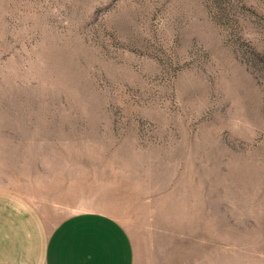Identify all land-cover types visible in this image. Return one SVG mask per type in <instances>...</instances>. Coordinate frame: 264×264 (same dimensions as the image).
<instances>
[{
  "label": "rangeland",
  "instance_id": "rangeland-1",
  "mask_svg": "<svg viewBox=\"0 0 264 264\" xmlns=\"http://www.w3.org/2000/svg\"><path fill=\"white\" fill-rule=\"evenodd\" d=\"M0 189L134 264H264V0H0Z\"/></svg>",
  "mask_w": 264,
  "mask_h": 264
},
{
  "label": "crops",
  "instance_id": "crops-1",
  "mask_svg": "<svg viewBox=\"0 0 264 264\" xmlns=\"http://www.w3.org/2000/svg\"><path fill=\"white\" fill-rule=\"evenodd\" d=\"M129 233L101 212L50 226L32 201L0 189V264H134Z\"/></svg>",
  "mask_w": 264,
  "mask_h": 264
}]
</instances>
